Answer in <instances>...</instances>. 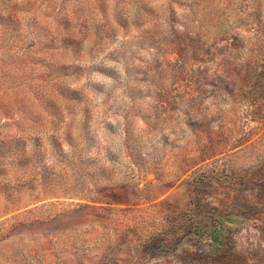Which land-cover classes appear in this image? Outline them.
I'll list each match as a JSON object with an SVG mask.
<instances>
[{
	"label": "rangeland",
	"instance_id": "obj_1",
	"mask_svg": "<svg viewBox=\"0 0 264 264\" xmlns=\"http://www.w3.org/2000/svg\"><path fill=\"white\" fill-rule=\"evenodd\" d=\"M0 264H264V0H0Z\"/></svg>",
	"mask_w": 264,
	"mask_h": 264
},
{
	"label": "trees",
	"instance_id": "obj_2",
	"mask_svg": "<svg viewBox=\"0 0 264 264\" xmlns=\"http://www.w3.org/2000/svg\"><path fill=\"white\" fill-rule=\"evenodd\" d=\"M99 29L96 28V33ZM53 33H51V36ZM50 38L46 37L45 39ZM41 41V40H40ZM204 180L198 181L193 187L195 195V216L189 218L188 224L192 226L189 231L190 240L200 247L202 258L206 260H221L230 257L233 236L238 222L244 221V217L234 211H219L210 202H204L200 196L203 193ZM197 215V217H196ZM172 221L164 230L154 229L147 233L149 240L147 249H162L163 244L172 242V234L177 232V225L183 219ZM171 240V241H170ZM167 248V247H166ZM231 251V252H230Z\"/></svg>",
	"mask_w": 264,
	"mask_h": 264
}]
</instances>
